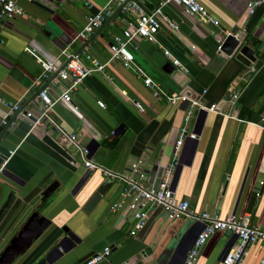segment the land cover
I'll return each instance as SVG.
<instances>
[{
	"label": "crops",
	"instance_id": "crops-1",
	"mask_svg": "<svg viewBox=\"0 0 264 264\" xmlns=\"http://www.w3.org/2000/svg\"><path fill=\"white\" fill-rule=\"evenodd\" d=\"M107 1L17 0L20 14L0 26L1 102H18L36 115L33 94L55 75L32 84L40 72L36 59L61 67L59 53L81 45L83 41L75 40L77 31L86 16ZM137 1L149 12L161 0ZM196 1L216 25L166 3L162 7L166 20L153 40L135 37L136 48H131L134 62L164 90L184 92L204 106L215 105L216 112L201 110L196 139L185 140L180 148L183 163L173 197L186 200L192 214L168 219L160 206L147 204L143 227L134 228L136 218L126 202L109 209L118 183L99 169L85 168L76 146L45 120L29 131L27 121L14 111L7 114L8 128L0 125V164L13 150L0 171V205L8 192L14 194L0 223V252L31 211L38 210L51 224L10 264H77L80 257L106 246L109 254L96 264H178L202 228L196 215L203 211H216L220 218L248 215L251 225L264 229V7L249 14L248 0ZM131 18L117 11L78 52L82 61L88 64L83 52L105 61L112 37L121 36ZM233 27L262 45L247 67L217 48ZM67 84L49 83V96L55 97ZM233 92L235 99L228 95ZM1 102L0 116L7 111ZM185 108L184 102L170 105L153 96L130 68L112 59L102 72L86 76L70 92L69 103H55L50 116L66 133L74 134L76 145L88 149L94 163L111 172H127L139 160L142 182L154 185L171 158ZM81 176L84 182L74 188ZM52 181H57V188L42 200V190ZM64 227L80 238L79 244L65 252L52 250ZM228 243L225 231H215L198 249L194 264H221ZM262 248L260 242L248 245L243 264H257Z\"/></svg>",
	"mask_w": 264,
	"mask_h": 264
},
{
	"label": "built area",
	"instance_id": "built-area-1",
	"mask_svg": "<svg viewBox=\"0 0 264 264\" xmlns=\"http://www.w3.org/2000/svg\"><path fill=\"white\" fill-rule=\"evenodd\" d=\"M16 2L17 0H0V26L8 19L20 14ZM166 3L179 5L186 14L193 16L200 22L217 24V21L213 19L196 0H161L158 5L149 12L142 11L137 0H108L94 13L86 16L84 24L75 35V40H86L117 7L119 12L131 14L132 18L127 21L126 26L122 30V35H114L112 37L108 45L109 57L105 61H99L91 57L88 53L83 52L84 58L88 60V64H85L78 53L66 52L65 50H62L58 55L63 59L61 67H58L53 61L46 62L36 59L40 65V72L38 77L33 79L32 84L36 85L38 79H45L53 72H55V75L49 83L58 84L61 81L68 82L67 86L61 89L55 97H50L48 94L49 83L44 84L38 90L34 96V103L37 108L36 115H33L27 108L20 106L18 102L3 103L0 100L7 108V111L0 116V125H5L7 114L14 111L27 121L29 131L45 120L57 131L64 141L76 146L85 168L88 170L99 169L103 175L109 176L118 183L119 188L117 197L109 204V209H119L122 204L126 202V205L131 209L133 216L136 218L134 223V228L136 229L142 228L145 223L147 212L145 209L147 208V204L160 206L166 212L168 219H175L192 214L186 200H176L173 197L171 179L179 160L181 145H183L185 140H192L197 136L194 130V119L197 113L201 110L216 112L214 104L204 106L184 92H167L159 83L153 80L142 67L134 62L131 48L135 49L136 46L133 45V39L135 37H141L147 41L153 40L159 24L166 20L162 12V7ZM259 6L264 7V0H248L246 3L247 12L251 14ZM167 24L171 28H176L171 22ZM217 48H219V45ZM163 54L169 56V52L166 50L163 51ZM112 59H118L123 66L130 68L135 76L141 79L142 83L156 98L163 99L170 105L179 102L186 103L181 125L173 143L171 158L163 166L162 174L154 185H145L142 182L143 174L138 170L139 160L131 163L127 172H111L94 163L89 157L88 149L76 145L74 134L66 133L50 116V109L55 103L58 101L69 103L70 92L75 89L86 76L93 72H102L107 63ZM172 63L178 65L175 59H173ZM236 97V92L230 95L231 99H235ZM96 104L99 107H103L101 101H96ZM133 105L141 109L137 102H133ZM12 153L13 150L7 151L5 159H3L0 164V171ZM196 218L202 223V228L197 233L190 248L186 251L185 258L181 264H194L198 249L215 231H230L237 236V241L222 257L221 264H243L248 245L256 242L262 243L263 246L262 254L257 264H264V229L251 225L248 215L236 217L233 214H229L220 218L216 211H203L196 215ZM129 233L133 234L134 229H131ZM110 249V247L106 246L100 251L92 253L84 261L77 264H96L106 258ZM123 264L136 263L125 262Z\"/></svg>",
	"mask_w": 264,
	"mask_h": 264
},
{
	"label": "water",
	"instance_id": "water-1",
	"mask_svg": "<svg viewBox=\"0 0 264 264\" xmlns=\"http://www.w3.org/2000/svg\"><path fill=\"white\" fill-rule=\"evenodd\" d=\"M117 11L118 7L114 9L112 14L98 28H96L94 32L86 40H84L81 45H79V47L73 52L78 53L86 45H88L92 38L97 35L100 29L104 27V25L111 19V17H113L117 13ZM260 48H262V45L260 43H257L255 40L248 37L244 31H239L237 27H233L224 36L223 40L219 44L218 50L224 55L232 56L233 59L238 61L243 66L247 67L251 62H254L256 60V54L258 51H260ZM41 87L42 86H40L36 90L33 96L36 95ZM228 95L230 96L231 94L228 93ZM200 113L201 111L194 119V130L197 135L199 133L202 115L204 114L202 112V115H200ZM9 125L10 123L7 122L4 128L7 129ZM182 163L183 162L181 160L180 154L178 163L173 173V177L171 179L172 190ZM84 178L85 177L81 176L75 183L74 188L79 187L84 182ZM57 186V181H52L51 183H49L41 192L42 200H45L47 197H49V195L57 188ZM13 201L14 194L12 192H8L0 205V223ZM50 224L51 221L47 217L42 215L38 210L35 209L31 211L17 233L9 239L8 244L0 252V264H10L17 256H20L34 242V240H36L40 236V234H42L43 231L49 227ZM62 231L63 235L56 239L52 250H56L59 248L63 252H65L71 249L74 245L79 244L80 238L75 233L65 227L62 228ZM225 234L230 237V243H228L225 251L221 255V258L230 248L229 244L233 243L237 238L236 234L230 231H225ZM189 248L190 247H188L187 250ZM91 254L92 253H87L86 255L80 257L77 263L84 261ZM185 255L186 253L184 252L183 257L178 264H181L183 262Z\"/></svg>",
	"mask_w": 264,
	"mask_h": 264
}]
</instances>
